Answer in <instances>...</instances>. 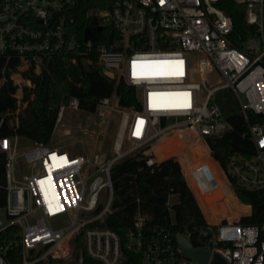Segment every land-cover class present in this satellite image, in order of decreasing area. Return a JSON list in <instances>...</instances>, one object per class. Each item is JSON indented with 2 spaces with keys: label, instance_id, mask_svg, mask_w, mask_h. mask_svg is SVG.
<instances>
[{
  "label": "built area",
  "instance_id": "built-area-1",
  "mask_svg": "<svg viewBox=\"0 0 264 264\" xmlns=\"http://www.w3.org/2000/svg\"><path fill=\"white\" fill-rule=\"evenodd\" d=\"M82 1L0 0V58L4 60L0 84L9 81L16 87L15 113L25 106L24 88L32 89V79L59 53L70 54L72 63L79 57L94 61L109 80L132 87L139 106L121 107L115 94L98 101L93 114L115 111L119 123L110 150L91 156L50 143H29L22 149L21 138H0L6 161L0 198V264L68 260L82 264L85 257L101 264H123L125 251L144 264H197L185 258L176 244L177 232L164 223H152L153 214L140 198L114 206L113 167L135 155L151 168L168 160H155L150 143L174 128L196 136L207 147L228 189L238 204L247 207L233 221L209 222L180 162L170 157L179 164L205 221L198 231L180 233L194 247L210 250L206 264H264V0H235L245 6L246 22L257 35L241 49L231 43L232 24L216 7L219 0H101L102 7L85 10ZM88 26L101 28L93 33V40L84 37ZM221 91L232 95L237 113L225 114L216 96ZM66 109L81 112L75 98L61 105L53 135ZM231 117L243 120L241 138L249 142L252 152L232 153L222 166L207 140L232 131ZM191 177H200L206 192L217 187L206 167L195 168ZM236 189L263 195V223L243 224L253 208L240 201ZM172 197L169 194L160 206L165 207L171 225ZM132 204L136 209L122 244L115 232L99 225ZM58 222L65 224L58 227ZM58 249H64L65 255Z\"/></svg>",
  "mask_w": 264,
  "mask_h": 264
},
{
  "label": "trees",
  "instance_id": "trees-1",
  "mask_svg": "<svg viewBox=\"0 0 264 264\" xmlns=\"http://www.w3.org/2000/svg\"><path fill=\"white\" fill-rule=\"evenodd\" d=\"M92 6L102 7L101 0L82 1L84 10ZM216 7L222 10L231 21L233 29L229 38L233 46L241 49L247 39L257 36L255 28L246 22L244 5L238 4L235 0H219ZM71 58L72 56L68 53H59L43 65L41 73L32 79L33 88H24L22 103H25V106L17 113H15L17 101L13 97L16 87L9 81L0 84V120L3 119L0 126V138L17 136L28 143L49 144L59 107L67 105L70 98L77 99L79 109L84 114H93L98 101L112 94L117 96L121 107L138 108L132 87L123 82L115 84L99 72L94 61L89 63L87 57H79L75 63L71 62ZM3 67L4 60L0 58V79ZM14 118L17 119V125H13ZM229 122L233 126L232 131L221 139L207 140L214 159L222 166L232 153L248 156L252 152L249 142L241 138V134L245 131L243 120L239 117H231ZM184 135L189 143L192 142L194 135H186L185 132ZM175 157L180 162L182 172L209 222L215 223L221 218H227L230 221L238 218L230 212L221 195L206 192L203 188L205 183L201 178L197 177L194 180L191 177L195 168H188L181 156ZM5 162V155L0 153V198L3 195L2 187L5 182ZM216 165L218 166L217 163ZM111 178L116 197L114 206H123L140 198L142 206L153 214L152 223H164L166 227H170L172 233L183 232L185 229L198 231L204 227L205 221L184 182L179 164L172 159L151 168L146 166L144 161L138 160L135 155L115 165L111 171ZM153 193L163 198L172 194V199H176L173 203L172 225L165 207L157 206L149 201V196ZM236 193L242 203L251 205L253 208L252 216L244 219L243 224L263 223L260 212L263 195L260 192L242 189H236ZM135 209L136 205H128L106 218L99 226L115 232L123 244L124 232L132 223ZM193 242L197 245L194 240ZM124 254L126 260L123 264H144L140 257L127 251ZM51 264L76 263L68 260L67 262L55 261ZM82 264L101 263L85 257Z\"/></svg>",
  "mask_w": 264,
  "mask_h": 264
},
{
  "label": "rangeland",
  "instance_id": "rangeland-1",
  "mask_svg": "<svg viewBox=\"0 0 264 264\" xmlns=\"http://www.w3.org/2000/svg\"><path fill=\"white\" fill-rule=\"evenodd\" d=\"M216 96L220 98L221 106L226 109V115L237 113L234 99L228 91H221ZM118 123L119 114L115 111H108L103 115H98L72 112L66 109L61 124L52 136L50 144L69 151H77L87 156L106 152L110 150L114 142ZM19 146L22 149H26L29 143L21 139ZM171 200L173 203L176 201L175 198ZM246 210V207H240L237 216ZM64 224V222L56 223L58 227Z\"/></svg>",
  "mask_w": 264,
  "mask_h": 264
},
{
  "label": "bare ground",
  "instance_id": "bare-ground-1",
  "mask_svg": "<svg viewBox=\"0 0 264 264\" xmlns=\"http://www.w3.org/2000/svg\"><path fill=\"white\" fill-rule=\"evenodd\" d=\"M150 146L151 153L157 161H163L173 156H181L186 166L190 169H197L199 167L208 168L217 182V187L209 192L221 195L230 212L236 215V217H239L237 214L239 213L240 207L243 206L238 204L228 189L219 167L211 158L209 150L200 140L196 139V136L189 143L185 138L184 131L174 128L153 139ZM57 253L63 256L65 255L64 249H58Z\"/></svg>",
  "mask_w": 264,
  "mask_h": 264
},
{
  "label": "water",
  "instance_id": "water-1",
  "mask_svg": "<svg viewBox=\"0 0 264 264\" xmlns=\"http://www.w3.org/2000/svg\"><path fill=\"white\" fill-rule=\"evenodd\" d=\"M101 28L94 29L92 26L86 27L84 30V37L94 39L93 33L95 31H100ZM164 198L157 193H153L149 196V201L155 205L162 206L164 204ZM176 244L181 249L185 258L196 262L197 264H206L210 250L206 248L194 247L190 241L184 239L183 235L180 232L175 233L174 235ZM32 253V251L30 252ZM212 264H222L219 261H213Z\"/></svg>",
  "mask_w": 264,
  "mask_h": 264
},
{
  "label": "snow or ice",
  "instance_id": "snow-or-ice-1",
  "mask_svg": "<svg viewBox=\"0 0 264 264\" xmlns=\"http://www.w3.org/2000/svg\"><path fill=\"white\" fill-rule=\"evenodd\" d=\"M163 63H169V62H163ZM175 63H179V62H175ZM134 67H135V65H134ZM138 123H142V122H138ZM41 183H43V181H41Z\"/></svg>",
  "mask_w": 264,
  "mask_h": 264
}]
</instances>
